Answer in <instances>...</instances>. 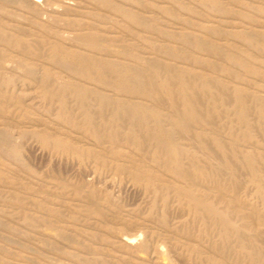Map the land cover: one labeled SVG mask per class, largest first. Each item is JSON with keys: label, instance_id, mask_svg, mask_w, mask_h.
<instances>
[{"label": "rangeland", "instance_id": "1", "mask_svg": "<svg viewBox=\"0 0 264 264\" xmlns=\"http://www.w3.org/2000/svg\"><path fill=\"white\" fill-rule=\"evenodd\" d=\"M24 1L0 0L1 32L19 36L33 51L41 50L40 55L24 57L0 44V52L6 56L0 78L13 79V95L19 99L16 107L0 110V264H190L181 248L193 244L183 232L191 219L183 198L175 192L183 182L153 158L155 146L136 149L126 143L128 127L124 123L119 139L121 150L130 159L123 157L115 165H124L125 172L85 162L76 153L82 148L101 150L84 137L81 103L72 96L69 85H97L108 94L122 95L128 103L133 99L64 70L45 55L39 42L50 38L65 48L82 51L77 37L97 36L112 55L153 59L187 72L193 83L195 77L213 78L229 88L259 92L264 98V0ZM250 36L256 37L257 45L249 46L246 40ZM198 39L205 41L206 50L195 46ZM227 54L252 61V67L263 75L235 67ZM20 57L27 59L31 71L18 62ZM45 71L50 74L47 93L39 86ZM55 91L67 92L68 99L63 102L53 97ZM90 103L97 111V102L90 99ZM172 103L166 101V115ZM202 113L212 125L176 131V139L202 162H209L210 157L200 150L198 133L209 140L220 136L230 141V136L219 113L207 106ZM256 117L252 109L250 118ZM96 125L102 137L111 127L99 119ZM137 133L140 137L141 132ZM252 133L257 147L243 141L242 149L264 153V133ZM139 164L147 175L141 180L134 176ZM226 168L232 175L229 179L236 180L235 173ZM240 176V189L234 196L262 208L264 171L251 179L242 169ZM91 194L96 197L95 212ZM262 242L264 255V237ZM203 257L193 264H211L208 254Z\"/></svg>", "mask_w": 264, "mask_h": 264}, {"label": "bare ground", "instance_id": "2", "mask_svg": "<svg viewBox=\"0 0 264 264\" xmlns=\"http://www.w3.org/2000/svg\"><path fill=\"white\" fill-rule=\"evenodd\" d=\"M8 1L25 3L24 0ZM127 16L138 19L131 13H127ZM53 37L60 39L61 36ZM76 40L83 46L80 47L82 51L65 48L50 38H45L39 43L44 47L45 55L54 63L60 64L64 70L77 72L91 83L127 94L125 97L133 99L128 103L127 99L121 97L122 95L119 97L108 94L97 85L84 87L69 85L72 96L81 103L80 108L83 111L81 130L84 137L101 150L82 148L76 153L85 162H95L101 167L125 172L124 165L115 163L121 161L123 157L130 159V156L121 150L118 133L126 123L128 133L125 142L136 149H142L146 144L155 146L153 158L158 160L164 171L183 182L181 190L175 192L179 199L183 198V207L191 219L183 232L185 238L193 243L181 248V255L185 260L190 264L200 262L204 260L203 254L206 253L208 254L206 259L211 264H264L262 252L264 202L260 208L248 200L234 196L240 189L242 169L248 172L251 179H257L259 172L264 171V153L254 151L255 153L250 154L242 149L241 144L245 141L246 144L257 147L252 132L264 133V98L258 95L259 92L238 86L229 88L213 78L195 77L193 83L187 79V72L170 64L164 65L153 59L144 60L136 56L122 58L112 55L105 50L97 36H78ZM246 41L249 46L258 44L255 36L248 37ZM0 44L14 53H24L25 55L22 54L24 57L27 54L41 53L39 48L33 51L32 46L26 44L19 36H7L1 30ZM195 46L200 50L207 49L205 41L200 39L196 40ZM168 55L174 56L169 51ZM237 57L226 55L230 63L246 73L254 76L263 75L261 70L252 67V61ZM5 59V53L0 52V66ZM17 60L31 71L32 66L26 63V58L20 57ZM72 64L77 65V68ZM24 74L27 76V72ZM29 76L31 77L30 74ZM49 77V72L45 71V77L39 84L46 93L50 90ZM12 86L13 79L0 78L2 112L19 104V99L13 95ZM51 94L63 102L68 99L67 92L55 91ZM90 99L97 102V111L92 108ZM167 100L173 101L168 115L163 112ZM206 106L211 112L221 115L230 141L220 136L209 140L203 133H198L202 140L200 150L210 157L209 162H202L199 156L179 145L176 131L187 132L195 125H212L202 113ZM252 109L257 114L255 119L250 118ZM96 119L111 126L104 137L97 131ZM137 131L141 132L140 137ZM5 137L7 138V135ZM214 160L217 163H214ZM227 166L235 173L236 180L229 179L232 175L227 171ZM137 167L135 178L141 180L147 177L143 174L145 172L140 164ZM229 193L233 195H228ZM89 198L92 200V211L95 212L96 197L91 194ZM128 239L123 241L128 243Z\"/></svg>", "mask_w": 264, "mask_h": 264}]
</instances>
